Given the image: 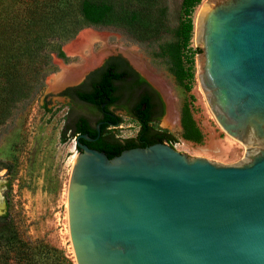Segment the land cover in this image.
<instances>
[{
  "label": "water",
  "instance_id": "obj_1",
  "mask_svg": "<svg viewBox=\"0 0 264 264\" xmlns=\"http://www.w3.org/2000/svg\"><path fill=\"white\" fill-rule=\"evenodd\" d=\"M202 20L199 78L220 128L264 138V0H223ZM75 140L76 264H264V150L225 165L166 142L110 158ZM4 207L2 198L0 215Z\"/></svg>",
  "mask_w": 264,
  "mask_h": 264
},
{
  "label": "rangeland",
  "instance_id": "obj_2",
  "mask_svg": "<svg viewBox=\"0 0 264 264\" xmlns=\"http://www.w3.org/2000/svg\"><path fill=\"white\" fill-rule=\"evenodd\" d=\"M3 1L9 5L15 0ZM118 1L133 2L138 8L144 1H153L157 8H166V11L165 14H161V9L154 14H126L128 18L124 25L84 23L75 37L62 44L66 58L53 55L55 69L46 77L43 91L0 127V195L4 198L5 212H10L24 235L63 248L74 261L68 219V187L79 150L66 126L79 115L95 117L96 112L81 101H74L70 106L60 92L79 85L104 60L122 56L135 64L133 57L138 58L143 71L162 91L167 105L169 102L171 106L172 102L174 106L176 123L173 127L164 126L175 138V141L166 143L178 151L220 164L242 165L250 162L252 155L264 150V138L241 141L220 128L199 78L205 51L197 40V15L203 5L214 7L223 0H201L195 5L191 15L192 37L182 48L186 71L183 79L171 71V64L162 55L160 47L164 41L177 38V29L186 17L183 0ZM70 15L79 18V8L76 6ZM101 53L104 56L99 64L88 68L79 80L62 86L61 91L54 89L53 83L58 75L66 70L79 71ZM184 106L201 130L202 138L198 141L183 136L180 117ZM69 107L71 113L67 115ZM165 119L166 115L163 124ZM137 129V123L125 117L122 127L114 131L121 137H128Z\"/></svg>",
  "mask_w": 264,
  "mask_h": 264
},
{
  "label": "trees",
  "instance_id": "obj_3",
  "mask_svg": "<svg viewBox=\"0 0 264 264\" xmlns=\"http://www.w3.org/2000/svg\"><path fill=\"white\" fill-rule=\"evenodd\" d=\"M200 1L183 0L186 17L177 29V38L164 41L160 46L162 55L171 64V71L179 79L186 75L182 48L191 40V15ZM134 5L118 0H15L7 5L0 0V127L43 91L46 77L55 69L53 55L66 58L62 44L75 37L84 23L124 25L128 18L126 14H154L158 9L165 14L166 11V8H157L153 1H144L139 8ZM76 6L79 18L70 15ZM95 87L96 91L91 94L79 92V97L92 99L103 88L107 95L112 91L106 75ZM180 122L185 138L195 141L202 138L201 130L185 106L181 110ZM163 135L165 141H175L172 135ZM111 148L116 147L112 145ZM122 151L106 154L112 158ZM0 264L76 263L63 248L24 235L10 212L6 211L0 215Z\"/></svg>",
  "mask_w": 264,
  "mask_h": 264
},
{
  "label": "flooded vegetation",
  "instance_id": "obj_4",
  "mask_svg": "<svg viewBox=\"0 0 264 264\" xmlns=\"http://www.w3.org/2000/svg\"><path fill=\"white\" fill-rule=\"evenodd\" d=\"M119 57L104 60L103 64L88 73L79 85L60 92L70 106L74 101H81L89 106V110L96 112L95 117H75L73 122L66 126L68 135L73 140L79 138L80 143L108 154H114L119 149L167 142L163 134H172L165 126L173 127L168 123L170 105L169 102L167 105L162 91L142 71L143 69L127 58ZM104 75L112 85L110 95H107L106 89L103 88L92 99L83 100L79 97V92L91 94L96 91L95 86L99 85ZM70 111L69 107L67 115H70ZM165 115L166 121L163 124ZM125 117L135 121L138 129L132 136L121 137L114 129L122 127ZM81 135H88L90 139ZM112 145L116 148L112 149ZM76 147L81 150L79 146Z\"/></svg>",
  "mask_w": 264,
  "mask_h": 264
},
{
  "label": "bare ground",
  "instance_id": "obj_5",
  "mask_svg": "<svg viewBox=\"0 0 264 264\" xmlns=\"http://www.w3.org/2000/svg\"><path fill=\"white\" fill-rule=\"evenodd\" d=\"M209 10H210V7L207 6V5H203L202 8L199 10L198 13H199V16H200L199 17L200 20H199L198 25H197V22H196V25L198 27L199 26L201 27V25L203 23L202 17H204L208 13ZM103 56H104V53H101L100 55L92 58V60L87 65L82 66V68L79 71L75 72V70L74 71L73 70H66L63 73H61L60 75H58L56 80L53 83L54 89L59 90V89H61L62 86L74 83L77 80H79L81 78V76H83V72H85L88 68H91V67L99 64V62H100V60L102 59ZM137 59L138 58L136 56L133 57V61L135 62V64L139 68L143 69L141 67V65H140V62H138ZM170 104H171V106H170V111H169V116H168V118H169V122L168 123H170V125L174 126L175 123H176V114L174 112V106H173L172 102H170ZM0 201L2 202V196L1 195H0Z\"/></svg>",
  "mask_w": 264,
  "mask_h": 264
}]
</instances>
